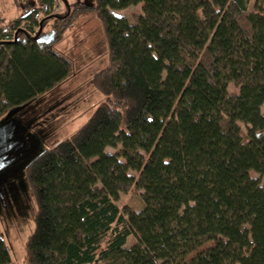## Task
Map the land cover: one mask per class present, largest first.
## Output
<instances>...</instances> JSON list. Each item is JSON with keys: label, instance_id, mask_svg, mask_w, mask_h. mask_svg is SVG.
Wrapping results in <instances>:
<instances>
[{"label": "trees", "instance_id": "obj_1", "mask_svg": "<svg viewBox=\"0 0 264 264\" xmlns=\"http://www.w3.org/2000/svg\"><path fill=\"white\" fill-rule=\"evenodd\" d=\"M24 1L0 17V119L73 74L55 46L82 16L108 53L92 80L105 101L26 169L24 264H264V0H94L58 17L56 0ZM138 5L132 22L112 12ZM140 191V209L118 207ZM0 264H14L1 231Z\"/></svg>", "mask_w": 264, "mask_h": 264}, {"label": "rangeland", "instance_id": "obj_2", "mask_svg": "<svg viewBox=\"0 0 264 264\" xmlns=\"http://www.w3.org/2000/svg\"><path fill=\"white\" fill-rule=\"evenodd\" d=\"M24 2L17 0L14 14L8 9L3 12L1 19L5 24L19 20L28 10L26 5H21ZM76 3L94 6V0H56L54 17L66 15V6ZM141 10L142 5H138L112 12L132 22L133 15L140 14ZM46 17L40 16L44 37L56 23V19ZM55 49L71 60L73 74L49 94L12 109L0 119V231L14 264H24V248L34 231L37 211L26 179L28 165L37 156L75 134L105 101V97L92 84L95 73L108 67L107 44L100 22L92 15L82 16L74 28L66 31L64 39ZM107 151L111 154L116 152L112 148ZM254 177L264 187V176ZM142 194V191L122 194L117 205L120 208L134 206L140 209ZM133 244L131 238L128 247Z\"/></svg>", "mask_w": 264, "mask_h": 264}, {"label": "crops", "instance_id": "obj_3", "mask_svg": "<svg viewBox=\"0 0 264 264\" xmlns=\"http://www.w3.org/2000/svg\"><path fill=\"white\" fill-rule=\"evenodd\" d=\"M14 8L16 9V4H15L14 0H12L11 3H9L8 1L0 0V17H1V15H3V12L6 9H8L10 12L12 11L11 14H14V11H13ZM2 17H4V16H2ZM9 23H7V24H9ZM7 24L3 23V25H7Z\"/></svg>", "mask_w": 264, "mask_h": 264}, {"label": "water", "instance_id": "obj_4", "mask_svg": "<svg viewBox=\"0 0 264 264\" xmlns=\"http://www.w3.org/2000/svg\"><path fill=\"white\" fill-rule=\"evenodd\" d=\"M41 43H46V44H51L53 42V38H48V39H42L40 40Z\"/></svg>", "mask_w": 264, "mask_h": 264}, {"label": "flooded vegetation", "instance_id": "obj_5", "mask_svg": "<svg viewBox=\"0 0 264 264\" xmlns=\"http://www.w3.org/2000/svg\"><path fill=\"white\" fill-rule=\"evenodd\" d=\"M44 39H48V38H44Z\"/></svg>", "mask_w": 264, "mask_h": 264}]
</instances>
